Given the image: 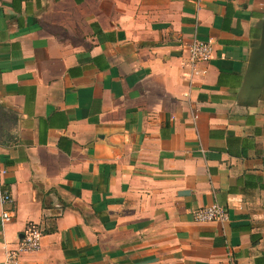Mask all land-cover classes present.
Instances as JSON below:
<instances>
[{
  "label": "crops",
  "instance_id": "crops-1",
  "mask_svg": "<svg viewBox=\"0 0 264 264\" xmlns=\"http://www.w3.org/2000/svg\"><path fill=\"white\" fill-rule=\"evenodd\" d=\"M263 19L264 0H0V264L29 226L19 264H264ZM211 204L226 221L194 223Z\"/></svg>",
  "mask_w": 264,
  "mask_h": 264
},
{
  "label": "built area",
  "instance_id": "built-area-1",
  "mask_svg": "<svg viewBox=\"0 0 264 264\" xmlns=\"http://www.w3.org/2000/svg\"><path fill=\"white\" fill-rule=\"evenodd\" d=\"M185 64L194 67L198 64L206 63L211 58L213 48L210 39L205 41H192L186 47ZM0 224H5L13 216L14 205L9 191L0 187ZM227 215L223 208L216 204L196 209L192 212L194 223H222L226 221ZM41 233L34 226H29L23 232L14 249L6 252L1 264H19L18 257L21 253L34 252L39 249Z\"/></svg>",
  "mask_w": 264,
  "mask_h": 264
},
{
  "label": "water",
  "instance_id": "water-1",
  "mask_svg": "<svg viewBox=\"0 0 264 264\" xmlns=\"http://www.w3.org/2000/svg\"><path fill=\"white\" fill-rule=\"evenodd\" d=\"M259 30L258 44L251 54L246 71L247 84L257 89L264 88V19Z\"/></svg>",
  "mask_w": 264,
  "mask_h": 264
}]
</instances>
